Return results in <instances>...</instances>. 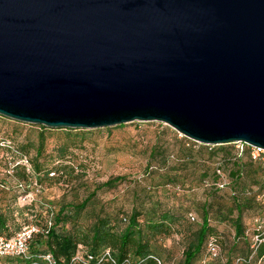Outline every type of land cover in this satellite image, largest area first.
<instances>
[{
    "label": "water",
    "instance_id": "obj_1",
    "mask_svg": "<svg viewBox=\"0 0 264 264\" xmlns=\"http://www.w3.org/2000/svg\"><path fill=\"white\" fill-rule=\"evenodd\" d=\"M0 116L264 148V0H0Z\"/></svg>",
    "mask_w": 264,
    "mask_h": 264
},
{
    "label": "rangeland",
    "instance_id": "obj_2",
    "mask_svg": "<svg viewBox=\"0 0 264 264\" xmlns=\"http://www.w3.org/2000/svg\"><path fill=\"white\" fill-rule=\"evenodd\" d=\"M0 137L24 154L32 168H39H33L28 179L18 169L10 171L9 163L16 154L0 146V210L6 214L9 233L22 224L42 220L61 204L71 206L89 195L73 222L83 232L98 217H105L109 225L121 230L124 224L120 218L127 217L132 210L168 211L173 218L169 234L155 237L150 243L160 264H182V251L194 239L204 216L209 217L213 233L219 236L220 256L246 250V244L232 236V219L236 214L232 199L226 190L217 192L201 182L203 177L209 182L214 180L213 166L221 159V153L214 151L218 153L212 155L206 146L185 138L164 123L131 121L65 131L42 129L0 116ZM60 146L65 147L62 154ZM242 160L246 158L243 156ZM222 165L228 180L229 166L225 162ZM59 166H64V177L49 178L47 173ZM244 169L247 173L235 185L247 188L252 197L241 214L250 241L252 218L264 216L262 190L260 197V188L252 182L264 183V173L257 163L246 161ZM38 179L42 187L40 201L31 206L19 205L15 200L19 192L17 182L23 181L24 191H30L31 182ZM142 219L140 215L137 220ZM33 243L34 249L44 248L38 236ZM79 245L80 253L89 251L87 246ZM197 260L192 264H198ZM201 260H205L204 264H219L218 260L205 257ZM251 264H264V255Z\"/></svg>",
    "mask_w": 264,
    "mask_h": 264
},
{
    "label": "trees",
    "instance_id": "obj_3",
    "mask_svg": "<svg viewBox=\"0 0 264 264\" xmlns=\"http://www.w3.org/2000/svg\"><path fill=\"white\" fill-rule=\"evenodd\" d=\"M44 129V126L37 125ZM65 131L71 130L70 128H57ZM204 145V144H202ZM206 146L212 155H215L219 151L220 160L215 162L213 166V174L216 163L218 167L222 169L225 165H228L227 176L230 187L235 191L236 195L231 196L227 191L226 194L232 199L235 209V217L232 219L233 237L235 240H241L246 244V250L243 252L229 253L226 255L228 259L235 256L248 257L250 254L249 244L250 241L246 235L248 229L242 225L241 214L242 210L248 208L252 197L249 196L250 192L247 188L242 186H236L243 174H246L244 165L246 161L248 163H257L264 173L263 167L256 160H252L248 157L245 149L240 157H236L232 143L218 145L217 148L211 149L213 145ZM64 146H60L59 151L62 154ZM38 153V150L37 152ZM215 153V154H214ZM243 156L246 161H243ZM30 161V160H28ZM30 163V162H29ZM31 166V164H30ZM35 170H39L37 165H34ZM31 166V170L33 171ZM61 168V169H59ZM54 167L56 176L49 178H61L64 177V166ZM18 169V168H17ZM16 169V170H17ZM28 179V174L23 169H18ZM65 172V171H64ZM254 175V171L252 172ZM214 180L208 181L206 178H202L201 182L204 187L213 188L217 192L219 190L214 186L216 182V176L214 174ZM40 184V180H36ZM260 188L259 194L264 191V183L260 181L258 183L252 182ZM41 185V184H40ZM225 191V190H224ZM41 192L35 194V199L40 201ZM88 196L80 200L77 204L66 206L64 204L59 205L53 210L52 214V227L49 229L47 235L43 238H39L43 241L44 248L34 249V252H49L56 261V264H82L81 262H72L71 258L74 255L77 246L79 244L85 245L89 248V253L93 255H101L104 250H108L109 258L101 256L100 259H96L94 264H157L160 260L155 255L154 250L150 246L151 241L158 236L168 235L170 232V223L173 220L172 215L166 210H148L147 212L141 210H132L127 217H121L120 220L124 224L121 230H117L112 225L108 224L105 217L96 218L95 222L91 225L87 232H83L80 228L74 225L77 214L84 208ZM190 214V213H188ZM187 214V216H188ZM140 215H143V219L139 222L137 219ZM263 217V216H262ZM74 222V223H73ZM253 233V230H252ZM8 225L6 214L0 210V235H8ZM209 236H214L219 243V236L213 233V228L210 224L208 216H204L196 233L194 239L187 243L182 251V264H192L193 260H197L198 264H201V259L205 256L204 245ZM264 255V240H262L255 248L254 252L250 255V258L245 264H251L252 262L259 260ZM9 264V263H8Z\"/></svg>",
    "mask_w": 264,
    "mask_h": 264
},
{
    "label": "built area",
    "instance_id": "obj_4",
    "mask_svg": "<svg viewBox=\"0 0 264 264\" xmlns=\"http://www.w3.org/2000/svg\"><path fill=\"white\" fill-rule=\"evenodd\" d=\"M232 144L236 157H240L246 148L245 151L248 157L252 160L258 161L264 169V148L249 146L241 142H235ZM0 146L10 149L12 153L16 154L12 163H9L10 171L21 168L27 174L32 172L26 156L13 149L11 142L8 139L0 137ZM218 165L219 164L216 163L214 169V174L216 176L214 186L219 190H226L231 196H235L236 193L230 187L226 174L220 169V167H218ZM47 175L48 177H54L57 174L53 170H50ZM31 184L32 190L24 191V182H17L16 188L19 189V192L16 195L15 200L19 205L31 206L38 202V200L35 199V194L39 193L42 187L36 180H33ZM262 194L264 196V191ZM52 214L53 211L50 210L42 220H38L36 223H25L19 226L16 230L10 232L8 235H0V261H3L4 264H56L55 259L49 252L32 251L35 236H38L39 238L45 237L49 229L52 227ZM188 217L191 220L193 219L191 214H188ZM252 230L253 233L250 236L249 244L250 254L248 257L235 256L228 259L226 256H220V245L217 239L214 236H209L204 245L205 259L218 260L219 264H245L250 258V255L254 252L256 246L264 240V216L262 218L257 216L252 218ZM79 246L80 245L77 247ZM99 256L100 257L87 251L80 253L77 248L71 261H79L82 264H94L96 262L95 260L97 258L100 259L101 256L102 258H109L108 250H104ZM156 261L157 264H159V261ZM204 263L205 260H202L201 264Z\"/></svg>",
    "mask_w": 264,
    "mask_h": 264
}]
</instances>
